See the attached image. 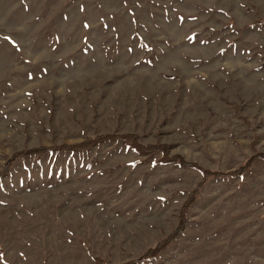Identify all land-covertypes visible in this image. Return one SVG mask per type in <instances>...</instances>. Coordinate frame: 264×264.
Listing matches in <instances>:
<instances>
[{"label":"rangeland","instance_id":"1","mask_svg":"<svg viewBox=\"0 0 264 264\" xmlns=\"http://www.w3.org/2000/svg\"><path fill=\"white\" fill-rule=\"evenodd\" d=\"M260 22L264 0H0V264L129 262L201 182L139 264H264ZM106 135L224 175L118 138L28 154Z\"/></svg>","mask_w":264,"mask_h":264},{"label":"trees","instance_id":"2","mask_svg":"<svg viewBox=\"0 0 264 264\" xmlns=\"http://www.w3.org/2000/svg\"><path fill=\"white\" fill-rule=\"evenodd\" d=\"M261 23V22H260ZM262 26H264V23H261ZM121 139L122 141H130V145L131 147L140 152V151H145V152H150L152 150H156V151H160V153L163 155L162 157L164 158V161H168V162H176L179 166H184V167H191L194 168L196 170H198V172L202 175V179L205 180L207 177H218L224 174H220L219 172H210L208 170H204L201 167H199L198 165L191 163V162H187L184 161L183 159L179 158L178 156H173V157H168L167 156V151H166V147L164 145H154V146H142L139 144H136V142L134 141V137L130 136V135H125V136H121V137H117V136H110V135H106V136H98L95 137L92 140H85L79 144L73 145V146H68V145H63L61 147H40V148H36L33 150H30V152H23L20 153L21 155L24 154H37V153H42V152H58L59 149L63 148L65 150L69 149L70 151H79L80 149H85L88 148L90 145L94 144V143H98L104 140H111V139ZM260 157H262L264 159V155H259ZM251 159L249 160L250 163ZM247 166H242L241 168H239L238 170L232 171L229 174L226 175H231V176H239L242 175L245 170H246ZM202 182L198 184V187H196L190 194H189V198L188 200L185 202L184 206H183V210L181 211L180 214V219H179V224L177 226V228L164 240H162L161 242H159L155 248L148 250L144 255L133 259L129 262L126 263H120V264H139L141 262H143L144 260H147L151 257H153L157 251L167 245L175 236H177V234H179V232L181 231V227L183 224V216L185 215V208L187 207V204L189 203V199H193V197L195 196V194L197 192H199V187L201 186Z\"/></svg>","mask_w":264,"mask_h":264}]
</instances>
